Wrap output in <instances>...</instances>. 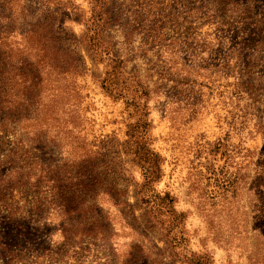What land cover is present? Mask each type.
I'll return each instance as SVG.
<instances>
[{
  "label": "rangeland",
  "instance_id": "1",
  "mask_svg": "<svg viewBox=\"0 0 264 264\" xmlns=\"http://www.w3.org/2000/svg\"><path fill=\"white\" fill-rule=\"evenodd\" d=\"M0 85V264H264V0H0Z\"/></svg>",
  "mask_w": 264,
  "mask_h": 264
},
{
  "label": "trees",
  "instance_id": "2",
  "mask_svg": "<svg viewBox=\"0 0 264 264\" xmlns=\"http://www.w3.org/2000/svg\"><path fill=\"white\" fill-rule=\"evenodd\" d=\"M46 27H47V40L49 41H52V48L55 46L56 49H55V54H54V57L53 59H56L59 61V65L61 66L62 68V71L61 73H65V70L67 69L68 65L71 66V68H73V73L74 74H77V75H80V67L79 65H77L76 61L75 63L73 62L74 61V57L72 54H74L68 47H63L61 44L63 42V39H62V35L61 33H57L56 30H54L52 28V26L50 25V23L48 22L46 24ZM71 60V61H70ZM110 67L113 68L117 62V60L112 57L111 60H110ZM114 64V65H113ZM112 74V75H111ZM116 75H113V73L111 72H106V75L105 77L103 78L102 80V83L103 85L102 86H106L107 82H108V85L109 87H106L107 89L109 90H115V87L113 86L115 83L113 81V78H115ZM2 85H0V97H1V93L3 91V89H1ZM119 89L116 88V91H118ZM119 93V92H118ZM138 148V149H137ZM137 148L134 149V152H135V155L137 154L138 157L140 155V152H139V149L141 148L140 146H138ZM147 157H145V162H148L149 159H151L152 157H154V152L150 151V150H147ZM141 157V156H140ZM148 166V165H147ZM149 171V169H146V172ZM188 260L189 262H191L192 264H207L205 258L203 256H195L193 253L190 254V256L188 257Z\"/></svg>",
  "mask_w": 264,
  "mask_h": 264
}]
</instances>
